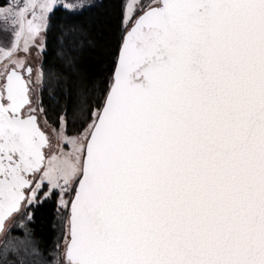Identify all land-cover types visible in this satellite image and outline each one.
<instances>
[{
    "label": "snow or ice",
    "instance_id": "6c2138e0",
    "mask_svg": "<svg viewBox=\"0 0 264 264\" xmlns=\"http://www.w3.org/2000/svg\"><path fill=\"white\" fill-rule=\"evenodd\" d=\"M96 7L0 3V264H264V0Z\"/></svg>",
    "mask_w": 264,
    "mask_h": 264
},
{
    "label": "trees",
    "instance_id": "16d2710c",
    "mask_svg": "<svg viewBox=\"0 0 264 264\" xmlns=\"http://www.w3.org/2000/svg\"><path fill=\"white\" fill-rule=\"evenodd\" d=\"M0 3H3V0H0ZM97 4V7L93 9L90 12H86L83 17L80 18V20L88 23L91 25L93 22H97V27H100L98 21L104 20L106 21V24L103 26L106 32H109L110 34L114 31L115 24L117 21V16L119 12V4L121 3V0H99L95 2ZM59 49L54 43L50 42V48H49V56L48 60L49 63H52L53 61L60 63V61L56 60V53ZM90 55V54H86ZM40 222L37 221V232L40 233ZM45 236H47V233H44Z\"/></svg>",
    "mask_w": 264,
    "mask_h": 264
},
{
    "label": "rangeland",
    "instance_id": "374dc122",
    "mask_svg": "<svg viewBox=\"0 0 264 264\" xmlns=\"http://www.w3.org/2000/svg\"><path fill=\"white\" fill-rule=\"evenodd\" d=\"M97 1H99V0H94V2H97Z\"/></svg>",
    "mask_w": 264,
    "mask_h": 264
}]
</instances>
